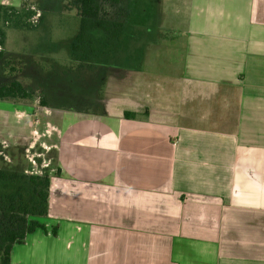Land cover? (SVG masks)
<instances>
[{
    "label": "crops",
    "instance_id": "crops-1",
    "mask_svg": "<svg viewBox=\"0 0 264 264\" xmlns=\"http://www.w3.org/2000/svg\"><path fill=\"white\" fill-rule=\"evenodd\" d=\"M59 1L0 5L34 7L42 20ZM118 4L129 8L128 24L137 0ZM161 7L155 17L168 42L153 56L165 58L148 61L144 75L176 80L173 99L136 93L100 116L56 117L48 232L27 234L9 264H264V0H160ZM29 108L0 101V137L12 154L33 148Z\"/></svg>",
    "mask_w": 264,
    "mask_h": 264
},
{
    "label": "rangeland",
    "instance_id": "rangeland-1",
    "mask_svg": "<svg viewBox=\"0 0 264 264\" xmlns=\"http://www.w3.org/2000/svg\"><path fill=\"white\" fill-rule=\"evenodd\" d=\"M119 1L102 0L100 18L108 21L109 30H94L90 43L74 54L70 52V44L79 31L80 17L73 0H60L61 9L44 14L36 24L30 22L31 15L23 14L2 23L5 40L0 59V85L17 80L34 93L32 101L22 102L30 105L26 119L34 132L30 134L33 148L24 153L21 146L12 148L15 151L12 154L7 141L0 137V168L17 173L30 168L26 175L48 174L46 170L52 156L48 135L53 131L52 123H57L55 119L61 113L100 116L130 104L136 93L144 100L147 94L152 100L173 99L174 88L170 85L176 80L165 79V75L154 71L155 66H148L154 72L144 75L148 61L152 63L155 59L165 58L164 55L153 56L157 47L165 49L168 42L162 40L160 30L164 25L155 17V12L162 11L160 0H137L135 13L128 24L123 20L126 11L130 14V10L119 6ZM25 10L33 14L29 6ZM174 51L178 55L179 50ZM138 53L145 55L140 62L136 61ZM141 78L146 79V84ZM138 82L144 85L140 93L133 92ZM157 84L162 85L161 88H157ZM43 98L44 107L39 103ZM10 159L13 165L8 163ZM24 183L26 181L18 182ZM18 184L11 185L9 190L14 191Z\"/></svg>",
    "mask_w": 264,
    "mask_h": 264
},
{
    "label": "trees",
    "instance_id": "trees-1",
    "mask_svg": "<svg viewBox=\"0 0 264 264\" xmlns=\"http://www.w3.org/2000/svg\"><path fill=\"white\" fill-rule=\"evenodd\" d=\"M80 17L79 31L70 44L72 54L83 50L91 40V34L96 29L109 30V23L100 18L102 0H73ZM20 8L0 5V59L3 56L5 32L2 23L21 14L32 15ZM24 26L27 23L23 24ZM13 70V67H11ZM34 93L25 88L19 81L10 80L0 85V101L19 103L32 101ZM41 106H46L45 99L40 100ZM135 113L123 112L124 118H134ZM26 181V184L18 182ZM17 183L16 189L9 190ZM0 264H9L10 250L16 244H22L26 235L41 229L48 232L44 223L48 213V195L50 179L45 175H26L23 172L4 170L0 168ZM56 235L57 227L49 231Z\"/></svg>",
    "mask_w": 264,
    "mask_h": 264
},
{
    "label": "built area",
    "instance_id": "built-area-1",
    "mask_svg": "<svg viewBox=\"0 0 264 264\" xmlns=\"http://www.w3.org/2000/svg\"><path fill=\"white\" fill-rule=\"evenodd\" d=\"M30 9L33 11V14L31 15V19H30V22L32 23V24H36L37 22H38V20H39V18H40V12H39V10L38 9H36V8H34V7H30ZM30 161V160H29ZM32 164H34V162L33 161H30ZM45 167H47L48 166V164H45L44 165ZM39 173V172H38ZM41 174V173H40Z\"/></svg>",
    "mask_w": 264,
    "mask_h": 264
}]
</instances>
